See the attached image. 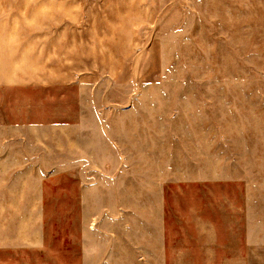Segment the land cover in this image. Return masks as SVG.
<instances>
[{
	"label": "rangeland",
	"instance_id": "374dc122",
	"mask_svg": "<svg viewBox=\"0 0 264 264\" xmlns=\"http://www.w3.org/2000/svg\"><path fill=\"white\" fill-rule=\"evenodd\" d=\"M0 50L50 127L0 264H264V0H0Z\"/></svg>",
	"mask_w": 264,
	"mask_h": 264
},
{
	"label": "crops",
	"instance_id": "0c3cea01",
	"mask_svg": "<svg viewBox=\"0 0 264 264\" xmlns=\"http://www.w3.org/2000/svg\"><path fill=\"white\" fill-rule=\"evenodd\" d=\"M6 64L0 55V173L10 167L18 169L41 165L35 153L46 151L45 148L49 143H45V139L47 132H50L49 124L37 122L35 118L27 124L20 123L19 115H14L11 113V109L8 111L6 108L9 104L12 108V100L7 102V93L12 92L14 87H18L20 84L19 81L4 77L9 76L5 74ZM26 133L28 141L27 138H23ZM33 135H35L34 140L30 144L29 137ZM11 177L13 178V176Z\"/></svg>",
	"mask_w": 264,
	"mask_h": 264
}]
</instances>
